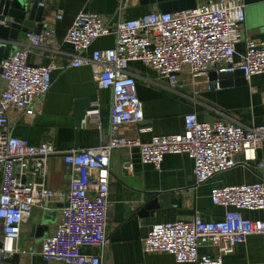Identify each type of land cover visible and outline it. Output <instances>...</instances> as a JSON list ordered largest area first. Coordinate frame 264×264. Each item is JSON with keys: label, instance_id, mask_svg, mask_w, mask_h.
I'll return each mask as SVG.
<instances>
[{"label": "built area", "instance_id": "built-area-1", "mask_svg": "<svg viewBox=\"0 0 264 264\" xmlns=\"http://www.w3.org/2000/svg\"><path fill=\"white\" fill-rule=\"evenodd\" d=\"M129 0H119L117 20L110 25L93 12L80 11L68 28L64 43L72 49V60L62 67L88 65L100 89L112 94L107 136L97 146L59 150L50 142L32 145L10 132L8 112H25L51 85L49 64H31L30 47L46 48L53 39V28L25 33V44L0 62V261L18 251L22 225L34 207L44 210L52 202L62 205L61 218L39 251L45 260L63 264H101L100 256L82 248H103L108 244L106 225L110 194V156L118 148L139 149L141 162L159 168L166 154H185L193 162L196 184L239 165L256 162L264 145L263 125H243L222 119L202 122L195 112L183 116V132L153 135L143 142L119 134L126 123L138 125V134L147 132L136 79L129 72L131 62L150 68L169 88L179 90L182 76L198 79L210 72L241 71L249 80L264 74V38L243 39L244 52L237 54L245 19L242 0H215L177 12L151 11L135 19L121 17ZM38 5L44 8L46 0ZM62 18V10L57 11ZM113 36L112 46L91 49L99 38ZM54 58V57H52ZM210 87V85H208ZM214 87L219 88L218 80ZM89 122L100 123V109L93 102ZM60 155L67 167L66 192L46 187L47 160ZM39 178V180H36ZM214 205L225 208L221 219L156 223L141 240L144 253L166 252L177 264H224L223 256L251 234L261 236L264 255V219H253L243 211L264 210V178L251 183L214 187ZM201 245L215 249L200 254Z\"/></svg>", "mask_w": 264, "mask_h": 264}, {"label": "crops", "instance_id": "crops-1", "mask_svg": "<svg viewBox=\"0 0 264 264\" xmlns=\"http://www.w3.org/2000/svg\"><path fill=\"white\" fill-rule=\"evenodd\" d=\"M208 1L215 0H129L121 17L135 19L151 11H183ZM46 2L40 20L34 21L29 32L36 31L39 25H42L41 30L51 26L53 39L46 48L30 47L28 61L31 64H49L54 59L57 69L51 73L48 91L36 99L28 110L23 113L8 112L10 132L29 144L50 142L59 150L97 146L107 136L112 94L109 89L98 87L90 66L62 67L72 60V49L64 43V36L80 11L96 13L113 25L118 18L119 0ZM242 2L245 19L241 29L242 40L236 45L237 54L244 52V38H264V0ZM59 9L62 10L61 19L56 17ZM24 36V32H19L10 52L26 43ZM113 43V36L99 38L91 49H104ZM129 72L136 79L137 95L144 113L141 126L147 132L138 134V125L126 123L119 127V134L126 138H139L146 142L153 135L181 133L183 116L190 112H195L202 122L212 123L222 119L243 125L264 126V74L252 76L243 85L219 88L208 87L214 82L209 81L208 75L198 79L182 76V88L173 90L142 63L131 62ZM93 102L99 105V124L88 120L87 112ZM258 160L264 164V145L257 151ZM110 169L105 230L108 244L103 248H82V252L100 256L101 264H177L169 253L142 251L141 240L152 225L189 220L195 216L206 220L221 219L225 208L214 205L210 199L214 187L251 183L264 178V165L258 167L256 162H249L196 184L193 162L187 155L166 154L156 168L141 162L137 147L113 150ZM44 182L51 190H68L67 167L60 155L48 158ZM61 207V204L52 202L49 210L40 207L32 209L17 241L16 264H63L45 260L39 254L43 239L53 233L60 221ZM243 215L264 219V210H245ZM1 235L0 227V238ZM198 251L200 254H213L215 249L201 245ZM223 261L224 264H264L261 236H247L244 242L237 243L232 252L223 256ZM0 264L10 263L1 260Z\"/></svg>", "mask_w": 264, "mask_h": 264}, {"label": "water", "instance_id": "water-1", "mask_svg": "<svg viewBox=\"0 0 264 264\" xmlns=\"http://www.w3.org/2000/svg\"><path fill=\"white\" fill-rule=\"evenodd\" d=\"M40 0H0V62L6 58L14 44L18 40L19 32H29L34 26V21L40 20L43 8L38 5ZM29 13V18L27 14ZM42 25L36 29L39 32ZM209 81L218 80L219 87H231L234 85L246 84L247 80L241 71L234 73L210 72ZM214 87V82L210 87ZM1 246V242H0ZM17 255L14 253L11 258L4 259L5 262L16 264Z\"/></svg>", "mask_w": 264, "mask_h": 264}]
</instances>
